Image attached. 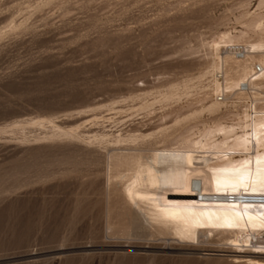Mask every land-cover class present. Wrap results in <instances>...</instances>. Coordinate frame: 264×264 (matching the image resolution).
Instances as JSON below:
<instances>
[{
    "label": "rangeland",
    "instance_id": "rangeland-1",
    "mask_svg": "<svg viewBox=\"0 0 264 264\" xmlns=\"http://www.w3.org/2000/svg\"><path fill=\"white\" fill-rule=\"evenodd\" d=\"M257 1L0 0V264L264 262L221 235L114 245L102 229L105 148L229 121L205 108L214 44L255 39Z\"/></svg>",
    "mask_w": 264,
    "mask_h": 264
},
{
    "label": "bare ground",
    "instance_id": "bare-ground-1",
    "mask_svg": "<svg viewBox=\"0 0 264 264\" xmlns=\"http://www.w3.org/2000/svg\"><path fill=\"white\" fill-rule=\"evenodd\" d=\"M261 7L264 0L257 1L256 9ZM249 28L258 34L250 41L248 37L243 45V60H236L228 50L218 55L221 44L228 48L247 37L242 30L238 36L223 35L214 44L213 52L227 65L229 91L245 78L252 64L262 65L255 84L257 94L264 96V14H256ZM252 59H259L258 63L251 64ZM213 64L210 71L217 68V62ZM213 101L205 107L210 114L217 111L218 104L222 109L219 102ZM222 113L229 121L219 117L201 129L191 126L181 133H162L163 137L144 148H105L101 169L104 237L115 235L114 245L119 239L127 243L151 239L196 246L203 238L221 235L224 242L235 247H248V255H264V203L236 198L264 196V110L253 116ZM242 177L248 185L247 192L243 188L235 193L225 191V181L236 182ZM230 197L233 199L228 202ZM240 250L236 254L244 252ZM245 264L264 262L248 258Z\"/></svg>",
    "mask_w": 264,
    "mask_h": 264
},
{
    "label": "built area",
    "instance_id": "built-area-1",
    "mask_svg": "<svg viewBox=\"0 0 264 264\" xmlns=\"http://www.w3.org/2000/svg\"><path fill=\"white\" fill-rule=\"evenodd\" d=\"M227 50L236 60H243L246 56V50L241 44L229 45ZM262 69V65L252 64L245 78L237 83L233 91H229L227 90V66L221 61L218 62L217 68L211 75V89H215L212 98L222 105L224 113H246L253 116L259 110H264V96L263 94H257V84H255L258 82V75L262 72ZM236 198L241 202L264 203V196L240 195ZM227 199L228 202H231L233 198ZM261 247L264 249V241H262Z\"/></svg>",
    "mask_w": 264,
    "mask_h": 264
},
{
    "label": "snow or ice",
    "instance_id": "snow-or-ice-1",
    "mask_svg": "<svg viewBox=\"0 0 264 264\" xmlns=\"http://www.w3.org/2000/svg\"><path fill=\"white\" fill-rule=\"evenodd\" d=\"M224 188H225V191H228L230 189L231 192H233V193L238 192L239 189H241V188H243L244 192L248 191V185H247V183H245L243 177L236 182L225 181ZM218 190H219V187H218ZM229 226L231 227L232 225H229Z\"/></svg>",
    "mask_w": 264,
    "mask_h": 264
}]
</instances>
